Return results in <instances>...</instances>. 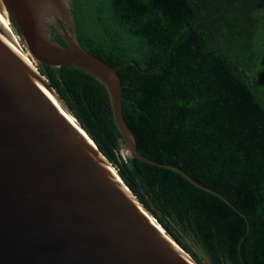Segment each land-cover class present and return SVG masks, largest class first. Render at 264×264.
I'll return each mask as SVG.
<instances>
[{
    "label": "trees",
    "instance_id": "obj_1",
    "mask_svg": "<svg viewBox=\"0 0 264 264\" xmlns=\"http://www.w3.org/2000/svg\"><path fill=\"white\" fill-rule=\"evenodd\" d=\"M69 6L82 49L116 69L134 63L117 74L138 154L178 167L230 205L174 170L121 157L109 96L90 74L40 65L55 93L194 261L264 264V0H70ZM48 31L66 46L58 25Z\"/></svg>",
    "mask_w": 264,
    "mask_h": 264
},
{
    "label": "water",
    "instance_id": "obj_2",
    "mask_svg": "<svg viewBox=\"0 0 264 264\" xmlns=\"http://www.w3.org/2000/svg\"><path fill=\"white\" fill-rule=\"evenodd\" d=\"M69 2L0 0V264H198L125 185L38 70L70 65L93 76L109 96L121 157L174 170L223 198L178 167L138 154L117 74L134 63L116 69L82 49ZM49 24L58 25L66 46L51 40Z\"/></svg>",
    "mask_w": 264,
    "mask_h": 264
},
{
    "label": "bare ground",
    "instance_id": "obj_3",
    "mask_svg": "<svg viewBox=\"0 0 264 264\" xmlns=\"http://www.w3.org/2000/svg\"><path fill=\"white\" fill-rule=\"evenodd\" d=\"M114 174H115V176H116V173H115V172H114ZM116 177H117V176H116ZM117 178H118V177H117ZM161 229H162V228L158 225V230L161 231ZM162 231H163V230H162ZM163 234H164V231H163ZM174 247H175V245H174ZM186 260L189 261V259H188L187 257H186ZM190 262H191V261H190ZM191 263H192V262H191ZM192 264H194V263H192Z\"/></svg>",
    "mask_w": 264,
    "mask_h": 264
},
{
    "label": "rangeland",
    "instance_id": "obj_4",
    "mask_svg": "<svg viewBox=\"0 0 264 264\" xmlns=\"http://www.w3.org/2000/svg\"><path fill=\"white\" fill-rule=\"evenodd\" d=\"M190 256V255H189Z\"/></svg>",
    "mask_w": 264,
    "mask_h": 264
}]
</instances>
